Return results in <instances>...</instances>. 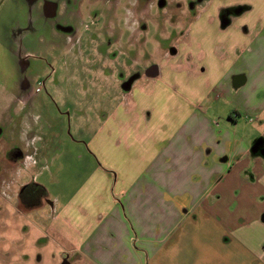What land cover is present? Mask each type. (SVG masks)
<instances>
[{
	"label": "crops",
	"instance_id": "1",
	"mask_svg": "<svg viewBox=\"0 0 264 264\" xmlns=\"http://www.w3.org/2000/svg\"><path fill=\"white\" fill-rule=\"evenodd\" d=\"M181 1L146 75L100 93L89 178L36 208L64 264H264V0Z\"/></svg>",
	"mask_w": 264,
	"mask_h": 264
},
{
	"label": "rangeland",
	"instance_id": "2",
	"mask_svg": "<svg viewBox=\"0 0 264 264\" xmlns=\"http://www.w3.org/2000/svg\"><path fill=\"white\" fill-rule=\"evenodd\" d=\"M151 2L0 0V121L8 129L0 142V264L65 263L62 243L45 228L49 219L42 210L19 208V193L35 184L46 189V201L65 204L89 178L96 158L84 139L97 128L102 108L113 106L100 93L146 75L154 47L162 51L176 39L175 33L166 38L164 20L168 13L179 17L182 1L154 9L156 31L143 18ZM47 4L54 7L51 16ZM147 29L152 33L144 34ZM20 57L28 58L32 88L17 102L11 91L24 81ZM48 73L37 93V75Z\"/></svg>",
	"mask_w": 264,
	"mask_h": 264
},
{
	"label": "flooded vegetation",
	"instance_id": "3",
	"mask_svg": "<svg viewBox=\"0 0 264 264\" xmlns=\"http://www.w3.org/2000/svg\"><path fill=\"white\" fill-rule=\"evenodd\" d=\"M34 1V0H32ZM154 6L153 8L157 9L159 8L160 10H165L167 8V2L166 0H154ZM160 3V4H159ZM195 4V3H194ZM194 4H190L188 7V9H193L194 8ZM179 7V5H178ZM53 6L51 4H47V14L49 16L53 15ZM180 8V7H179ZM19 67H20V72L22 75H24V81L21 83V88L20 90H22L23 92L26 93V91H29L32 87H31V80L29 79L28 75H26L25 77V74L27 72V70L29 69V62H28V58H19ZM50 79V74H45V75H37L36 77V81H37V84H41V88H38L36 91L38 92H42L43 91V88L47 82V80ZM43 80V81H42ZM132 80H128V83L131 82ZM39 82V83H38ZM128 83L125 85V87L128 86ZM14 157L15 155V152L11 153ZM32 185V184H31ZM30 186L29 185H26L25 187H22L20 193H19V198H18V206L19 208H22V203L24 202L23 198H33V199H36V196H35V193H34V190H32L33 192H31V190H29L30 193H27V195H25V188ZM27 196V197H26Z\"/></svg>",
	"mask_w": 264,
	"mask_h": 264
},
{
	"label": "trees",
	"instance_id": "4",
	"mask_svg": "<svg viewBox=\"0 0 264 264\" xmlns=\"http://www.w3.org/2000/svg\"><path fill=\"white\" fill-rule=\"evenodd\" d=\"M29 190H31V192H33L32 190H34L36 199H33V198H25L24 199L23 198L24 202L22 203L21 209L29 210V209L37 208L40 206L41 202L47 197V191L42 186L32 184V185L26 187L24 190L25 195H27V193H30Z\"/></svg>",
	"mask_w": 264,
	"mask_h": 264
},
{
	"label": "water",
	"instance_id": "5",
	"mask_svg": "<svg viewBox=\"0 0 264 264\" xmlns=\"http://www.w3.org/2000/svg\"><path fill=\"white\" fill-rule=\"evenodd\" d=\"M131 84H132V82H129V83H128V86H127L126 88H128Z\"/></svg>",
	"mask_w": 264,
	"mask_h": 264
}]
</instances>
